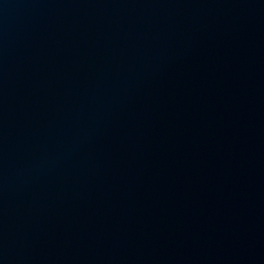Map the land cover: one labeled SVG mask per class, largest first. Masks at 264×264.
I'll use <instances>...</instances> for the list:
<instances>
[{
    "label": "water",
    "instance_id": "obj_1",
    "mask_svg": "<svg viewBox=\"0 0 264 264\" xmlns=\"http://www.w3.org/2000/svg\"><path fill=\"white\" fill-rule=\"evenodd\" d=\"M0 264H264V0H0Z\"/></svg>",
    "mask_w": 264,
    "mask_h": 264
}]
</instances>
